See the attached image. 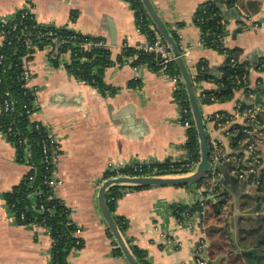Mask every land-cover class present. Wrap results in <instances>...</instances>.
Returning <instances> with one entry per match:
<instances>
[{"label":"crops","instance_id":"obj_1","mask_svg":"<svg viewBox=\"0 0 264 264\" xmlns=\"http://www.w3.org/2000/svg\"><path fill=\"white\" fill-rule=\"evenodd\" d=\"M206 1L152 0L160 16L177 33L180 45L192 47L189 57L193 76L199 63L218 74L226 61L225 55L201 44L195 14ZM251 1L257 2L256 13L250 9ZM251 1L242 4L251 13L247 22L238 16L228 22L225 46L237 50L240 61L249 67V88L264 91V28L253 31L248 27L252 22L264 23V0ZM24 8L32 9L42 24L100 37L113 47V64L94 68L101 74L107 91L112 90L113 94L102 93L76 79L68 73L64 61L55 65L49 47L37 50L30 64L34 72L30 86L37 91L32 120L47 126L60 141L56 176L63 183L55 196L72 210V220L83 228V245L70 251L69 264H128L124 256L113 252L114 239L98 207V189L108 178L112 161L121 159L131 165L186 156L187 128L175 99L176 85L165 73L152 71L145 64L119 63L122 44L136 46L147 41L127 0H0V21H7ZM200 88L212 90L216 84L204 81ZM254 98L251 100L244 90H239L233 100L203 105L202 112L204 117L226 113L234 117L233 124L242 125L245 118L235 113L236 106ZM206 123L210 139L220 140L229 156L219 166L222 170L217 181L228 202L222 214L224 223L219 221L216 225H229L235 235L255 227L263 216L261 212L251 213L259 203L257 186L239 181L235 173L236 162L246 164L251 154L243 145L235 150L230 138L213 122ZM255 157L259 169L264 170V136L257 143ZM27 172L28 167L17 159V150L0 131V264L51 263L50 236L42 228L19 224L5 200V195ZM204 190L196 184L124 188L114 215L127 220L126 237L147 252L150 264H198L195 251L204 239L207 248L202 260L206 264H227L224 254L214 259L209 254L212 238H208V224L215 223L214 219L209 217L201 229L195 217L179 220L173 214V206L200 203L206 198ZM210 195L208 198L214 197L215 201L216 196ZM250 215L254 220L248 224L246 218ZM239 241L237 238L235 244L241 248Z\"/></svg>","mask_w":264,"mask_h":264},{"label":"trees","instance_id":"obj_2","mask_svg":"<svg viewBox=\"0 0 264 264\" xmlns=\"http://www.w3.org/2000/svg\"><path fill=\"white\" fill-rule=\"evenodd\" d=\"M132 5L136 13V23L143 34L147 36V41L144 44L131 46L127 42L124 43L122 50L119 53V63L131 64L132 66H138L139 64H145L149 66L152 71L159 72L160 59L157 54L146 53L143 47L146 44H153L157 40L159 35L152 20L149 18L141 0H127ZM251 0H207L205 3L199 6L195 14V23L199 27L201 37L206 48H211L219 51L226 56V61L218 74H213L212 71L205 63H199L197 65L198 72L193 76L191 68H189L193 77V82L197 92V84L199 82H214L216 88L212 90H204V98L200 102L201 107L203 105L212 104L216 102L224 103L233 100L235 93L239 90H244L249 97L254 95V100L244 101L241 103V114H244L245 110L257 106L260 108L258 113V125L264 126V101L261 93H264L262 89H250L248 86L249 67L247 64L240 61V53L237 50L230 49L225 46L223 38L228 35L227 24L231 19L237 17L235 6L237 3L247 4ZM223 8H226L224 10ZM23 10H19L16 14L7 20L5 24V40L2 46H0V55H4L5 59L2 62L1 69L6 68V72H0V101L2 96L9 92V97L6 99L15 100V111L5 112L4 110L0 114V124H9L15 122V127L19 129L22 136H27L32 143V158L38 165V181L36 186H40L42 178L47 174L46 166L42 163V137L35 131L27 128V120L21 119V112L25 104L31 105V93L29 89H25L23 86L24 81L21 79L22 73V57L31 54L33 55L37 50H42L45 47H50L51 43L47 37L41 38V42L38 43L37 33H42L49 30L47 24L38 22L34 14H29L25 18H21ZM22 22L18 25L16 31H12L14 25ZM154 26V29L151 27ZM26 27V29H25ZM36 27V29H33ZM169 27V26H168ZM56 32L63 37L76 36V39L66 41L59 46L58 53H52V61L55 65H59L65 61V67L69 74L73 75L79 81L85 82L91 86H94L97 90L105 93L107 89L102 82L101 74H98L94 68L100 66V68L110 66L113 64L111 59L113 47L103 38L94 37L89 35H83L72 29H64L61 27H54ZM170 29V27H169ZM171 30V29H170ZM25 31V32H24ZM23 33H27V36H23ZM171 33L180 46V39L175 31L171 30ZM30 38L33 42V48L28 49L24 44V39ZM87 42H93L94 45L90 49H85L82 45ZM81 45V47H80ZM157 59V60H156ZM204 67V69H202ZM264 69V63L263 67ZM168 75L179 77V83L177 90H175V98L179 103L180 109L183 112L185 107H189V99L185 85L181 78V73L176 62H170L168 68L165 71ZM107 93L113 94L114 91H107ZM222 121L233 120L232 115L226 113H220ZM192 118V117H191ZM257 124L245 119L244 124L234 123L231 126V131H237V135L231 136V146L238 150L242 145L247 147L252 142L253 135L250 133L254 130ZM264 131V129H263ZM16 137H10V140H14ZM186 156L179 160H168L164 162H149L144 163L141 168L143 171L134 172L133 167L139 165V163L132 164L133 167L125 169V173H131L136 175H149L154 169H156V175H171V174H183L188 170L183 168L187 163H198L200 160V148L197 130L194 125L193 118L191 120V127L187 129L186 140ZM19 155L20 150L18 149ZM235 156L242 157V154ZM248 162H252L251 159ZM259 164V162H258ZM258 164L254 163L256 172L252 173L250 179L247 182L255 183L260 194L259 203L251 213L261 212L263 216H260L255 227L245 228L246 236L241 237L239 244L241 248L235 245L234 250L230 249L231 244L227 240L226 226L219 227L217 222L221 221L223 211L227 204V194L222 193L220 190V182L216 181L211 184L213 178L212 174L196 184V186L204 187V193L207 199L206 206L208 212H206L204 222L208 223L209 217L214 219L215 223L208 224L209 235L212 238L210 245V257H215L224 254L225 262L227 264H264V170L259 169ZM244 168V167H243ZM259 169V170H258ZM222 170V167H218V171ZM107 177L110 174L106 175ZM218 179V178H217ZM143 189L145 187H113L107 193V204L112 212L115 221L120 231L126 237L128 229V222L124 218L114 215L117 200L122 195L123 189ZM40 189H45L41 186ZM31 191L23 190V185L18 184L10 192L5 195V200L9 209L16 216L17 222L23 224L20 220V216L24 215L25 224L38 222L50 228L51 238L53 240V247L51 250V263L50 264H69L67 258L70 251L75 247L76 239L74 237V231L76 225L73 223L70 215L71 209L67 207L60 199L56 198L51 202H47V206H54L55 212L51 215L48 212L41 213L34 206V197ZM216 196V200L212 201L208 198V195ZM201 209L200 203L195 205H176L173 206V214L179 219L184 220L191 218L197 211ZM254 220L250 215L246 218L248 224ZM109 232V230H108ZM220 232L222 236L214 237L213 233ZM242 232V231H241ZM109 235L112 237L111 233ZM226 236V237H225ZM222 238V240L220 238ZM225 238V239H224ZM126 240L132 249L136 258L141 264H150L147 258V252L139 249L135 246L129 238ZM227 240V241H226ZM83 245L78 246L80 248ZM234 247V246H233ZM229 250V252H225ZM114 254L117 256H123L121 249L114 241ZM202 258V256H200ZM214 257V258H213ZM211 264V262H209Z\"/></svg>","mask_w":264,"mask_h":264},{"label":"built area","instance_id":"obj_3","mask_svg":"<svg viewBox=\"0 0 264 264\" xmlns=\"http://www.w3.org/2000/svg\"><path fill=\"white\" fill-rule=\"evenodd\" d=\"M23 10V14L21 15V18H25L26 16H28L29 14H34L32 12V9L30 8H24L21 9ZM235 10L237 12V16L239 18L244 19L247 22V19L251 18V13L248 12L247 9L242 8L241 6H239L238 4L235 6ZM35 15V14H34ZM7 21H0V46L3 45L4 40H5V24ZM22 24V22L16 24L13 26L12 31H16L18 28V25ZM48 29L45 32H41L39 31L37 33V37H38V43H40L42 40L41 38L43 37H47L50 40V49H52L53 52L58 53L59 51V46L63 43H65L66 41H71L76 39L75 35L69 36V37H63L62 35H59L55 30L54 27H56V25L54 24H47ZM248 26V25H247ZM154 29V26H151ZM251 30L253 31H258L262 28H264V23L260 22V21H256V22H252L249 24L248 26ZM26 29V27H25ZM33 29H36V27H34ZM25 32V31H24ZM23 36H27V33H23ZM226 37L223 38V41L225 42ZM24 44L27 46L28 49H32L33 46V42L30 38L24 39ZM201 44L204 46V42L203 39L201 37ZM94 45L93 42H87L85 44H83L82 46L85 49H90L92 48ZM111 46V45H110ZM123 44L119 47L120 51L123 48ZM81 47V45H80ZM112 47V46H111ZM205 47V46H204ZM191 46H181L180 45V49H181V53L182 56L184 58V60L186 61V64L188 67L191 68V66L193 65L191 60H190V51H191ZM143 50L146 53H154L157 54L158 58L160 59V68L159 71L165 73L170 79H172V81L175 83V90H177L178 87V83H179V77L177 76H171L168 75L165 71L168 68V64L170 62L175 61V57L173 55V53L171 52L169 46L165 43V41L162 39V37L160 35H157V40L155 43L153 44H146L143 47ZM30 57H32L31 54H27L25 56L22 57V73H21V79L24 81L23 86L25 87V89H29L30 93H31V105L25 104L23 107V111L21 112L20 116L22 120H27V128L31 129L32 131L37 132L41 137V147H42V163L46 166V171L47 174L43 176L42 181L40 186H36L37 181L39 180L38 178V165L36 164V162L33 160L32 158V143H30V140L27 136H22L19 129H17L15 127V122L9 123V124H0V131L5 135V137L7 138V140L14 146V148L17 150V159L19 162L23 163L25 166L28 167V172L26 173V175H24L23 179L21 180V182L19 184L23 185V190L26 191H31L32 189H34V192L32 193L33 197H34V206L37 207V210L41 213H45L48 212L51 215L55 212V207L54 206H47L46 203L47 202H51L53 200L56 199L55 196V192L58 189V187L60 185H62L63 181H61L57 176H56V166L57 163L59 161L60 158V154H61V145H60V141L58 140V138L52 133V131H50L48 129L47 126H45L44 124L40 123V122H36L32 120V117L36 111V102H37V91L36 89L32 88L30 86V82L33 79V75L34 72L30 69V64L32 59H30ZM5 56L4 55H0V72H6V68L1 69V65L2 62L4 61ZM157 60V59H156ZM65 64V61H64ZM198 68H196V72H198L197 70ZM204 69V67L202 68ZM1 82V80H0ZM202 82H199L197 84V97H198V101L199 103L202 101V99L204 98V90H202L200 88V84ZM137 87H139V85H137ZM6 96L9 97V92H7L6 94H4V96H2V101H4L3 103L0 101V114L2 113V111L4 110L5 112H11L13 113L15 111V100H9L6 99ZM11 99V97H9ZM249 98L252 100L254 98V95L251 94L249 96ZM176 99V98H175ZM176 102L178 103V101L176 100ZM179 105V103H178ZM241 103H238L235 109V113L237 115L243 116L245 119L248 118L249 121H251L254 124L258 123V113L260 112V108L257 106H253L247 110H245L244 114H241ZM192 112H191V108H190V104L189 107H185L183 109V112L181 111V118H182V123L183 125L188 129L191 127V120H192ZM206 121H211L213 122L216 127L221 130L223 132V134L226 137H231V136H235L237 135V131H231V126L233 125V120H226L225 122L222 121V116L220 114H215V115H210L205 117ZM264 126H260V125H256L254 130L252 132H250L253 137H252V142H250L248 144L247 147H245V149L251 154L250 158L252 162H247L246 164L240 163V161H237V168L235 170L236 176L238 178L239 181H248V179H250L252 173L256 172V169L253 167L254 163L256 161V147H257V143L260 140V138L262 136H264ZM10 137H16L14 140H10ZM18 149L21 151L19 155ZM210 149H211V153H210V161L212 164V171L210 172L213 176L212 180H211V184H214L217 181V178H219V171L218 167L224 163H226L229 160V156L227 155V153L224 150L223 144L220 140L218 139H210ZM255 159V160H254ZM254 160V161H253ZM149 163V162H147ZM144 163H139V165L133 167V165L131 164H127L125 160H115L109 163L108 165V171L110 173L109 177H116V176H158L155 173L157 172L156 169H154L153 171H151L152 173L149 175H136V174H131V173H125L124 170L125 169H129L131 167H133L134 172H139V174H141V172L143 171V169L141 168V166ZM198 163H187L183 165V168H185L186 170H188V172L193 171ZM244 167V168H243ZM256 185V182L254 183ZM43 186L45 187V189H40V187ZM206 202L207 199H203L200 202V207L201 209L199 211H197L192 217H195L196 221L200 224V228L202 229L203 225H204V218L206 215ZM71 219H72V210H71V215H70ZM20 220L23 222L22 225L25 226H36L38 228H42L46 231V233L50 236L51 238V233H50V228L46 227L43 224H40L38 222H32V223H28L25 224V217L24 215L20 216ZM73 221V220H72ZM73 223L76 225V229L74 231V237L76 239V244L74 249H77L78 246H80L82 244V238L81 235L83 233V228L81 226H78L74 221ZM202 237H205V234L203 232ZM52 240V238H51ZM52 247H53V240H52ZM51 247V250H52ZM207 248V242L204 239L203 241H201L200 245L197 247L196 251H195V256H196V260L198 264H206L204 262V260H202V258L200 256H202V254L204 253V251H206ZM52 257V256H51Z\"/></svg>","mask_w":264,"mask_h":264},{"label":"water","instance_id":"obj_4","mask_svg":"<svg viewBox=\"0 0 264 264\" xmlns=\"http://www.w3.org/2000/svg\"><path fill=\"white\" fill-rule=\"evenodd\" d=\"M149 18L152 20L159 35L169 46L175 57V62L179 67L182 81L185 85L189 104L193 116V121L198 134L200 160L193 171L183 174L158 175V176H116L106 178L98 189V207L101 216L111 233L117 246L121 249L122 254L128 264H141L130 248L126 237L120 231L115 218L107 204V193L113 187H154V186H186L194 185L204 180L212 171L210 161V136L207 129V123L202 112V107L198 101L196 88L193 82L191 72L184 60L180 46L173 37L167 23L160 16L152 0H141ZM256 1L250 2V9L255 12L254 6ZM214 197H211L213 200Z\"/></svg>","mask_w":264,"mask_h":264},{"label":"rangeland","instance_id":"obj_5","mask_svg":"<svg viewBox=\"0 0 264 264\" xmlns=\"http://www.w3.org/2000/svg\"><path fill=\"white\" fill-rule=\"evenodd\" d=\"M239 6H241L242 8H246V6L245 7H243L242 6V4L241 3H237ZM236 4V5H237ZM248 9V8H247ZM249 10V9H248ZM260 95H262V98L264 97V93H261ZM211 196V195H210ZM209 196V197H210ZM206 199V198H205ZM247 202H249V201H247ZM226 229H227V231H226V236H227V240H228V242L231 244V246H230V249L231 250H234V248H235V245L237 244V238L238 239H241V237H243V236H246L247 234H246V232H245V230L246 229H243L242 230V232L240 231L238 234H233V232L230 230V227H229V225H227V227H226ZM213 236L216 238V237H218V236H222L221 235V233L220 232H217L216 234L215 233H213ZM225 236V237H226ZM209 239L211 238V237H208ZM220 238V237H219ZM225 239V238H224ZM226 240V241H227ZM235 242H236V244H235ZM234 246V247H233ZM225 252H229V250H226Z\"/></svg>","mask_w":264,"mask_h":264},{"label":"bare ground","instance_id":"obj_6","mask_svg":"<svg viewBox=\"0 0 264 264\" xmlns=\"http://www.w3.org/2000/svg\"><path fill=\"white\" fill-rule=\"evenodd\" d=\"M255 95V94H254Z\"/></svg>","mask_w":264,"mask_h":264}]
</instances>
